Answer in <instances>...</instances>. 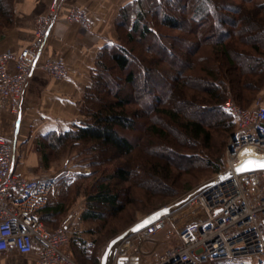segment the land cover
<instances>
[{
	"label": "trees",
	"instance_id": "16d2710c",
	"mask_svg": "<svg viewBox=\"0 0 264 264\" xmlns=\"http://www.w3.org/2000/svg\"><path fill=\"white\" fill-rule=\"evenodd\" d=\"M10 17L7 0H0V28L9 24ZM116 28L118 41L104 46L97 55L91 86L80 107L82 122L72 130L54 132L44 139L41 147L44 164L54 162L55 156L68 146L90 145L84 152L91 157V168L102 164L98 150L113 151L122 158L131 156L137 147L122 132L134 130V118L139 117L140 111L131 108L138 104V77L144 79L145 86L167 81L165 88H156L159 93H154L147 105L150 115L163 124L149 126V134L161 142L153 143L148 155L150 161L134 163L128 168L119 166L105 180L83 186L79 182L90 180L97 171L74 176L66 201L60 202L53 211L49 205L42 211L46 226L55 229L75 205L71 201L77 195L85 199L78 221L88 223V232L95 238L71 237V256L79 264H101V250L137 223L132 221L131 225L130 220L123 225L119 223L126 210L123 199L130 197L135 188L146 194L160 191L180 197L199 186L197 183L202 178L223 171L227 139L237 130L224 109L226 100L232 97L239 105L245 103L247 106L241 107L247 108L264 90V3L134 0L121 9ZM165 30L179 33L168 35ZM150 38L154 49L160 50L167 61H156L150 45L142 47L138 54L133 46L129 47ZM112 71L125 84L124 90L110 79ZM194 106L213 117L190 116L189 108ZM216 131L226 136L220 145L215 139ZM185 175L189 177L184 182L189 184L193 180L194 184L187 186L183 193L180 184H184ZM129 183H132L130 187L122 186ZM143 203L139 197L138 204L143 206ZM160 209H151L147 216ZM54 216L62 217L58 222Z\"/></svg>",
	"mask_w": 264,
	"mask_h": 264
},
{
	"label": "built area",
	"instance_id": "2783aa9c",
	"mask_svg": "<svg viewBox=\"0 0 264 264\" xmlns=\"http://www.w3.org/2000/svg\"><path fill=\"white\" fill-rule=\"evenodd\" d=\"M60 1L52 0L48 13L36 20L31 47L0 54V98L9 100L14 117L20 115L37 70L58 81L67 75L62 60L41 61ZM65 19L91 28V19L80 8L69 9ZM224 109L237 130L227 146L224 170L215 178L226 171L232 176L128 237L116 248L112 264H227L248 258L264 264V170L235 173L247 148L264 159V104L258 100L242 108L229 99ZM15 164V142L0 135V261L16 252L35 255L39 264H79L66 247L80 211L71 210L55 229L42 220L60 181L74 178L70 162L57 174L33 178L18 174Z\"/></svg>",
	"mask_w": 264,
	"mask_h": 264
},
{
	"label": "crops",
	"instance_id": "0c3cea01",
	"mask_svg": "<svg viewBox=\"0 0 264 264\" xmlns=\"http://www.w3.org/2000/svg\"><path fill=\"white\" fill-rule=\"evenodd\" d=\"M52 0H7L11 21L0 28V54L20 51L34 43L36 20L49 11ZM134 0H61L55 21L41 61L60 59L65 63L67 75L54 80L37 70L30 79L18 117L10 113L9 100L0 98V135L16 144L15 171L29 178L49 175L57 162L44 164L41 155L42 142L50 134L65 133L78 126L83 116L80 112L83 96L91 86V75L101 49L118 41L117 21L121 9ZM71 8L84 10L91 19V28L66 21ZM11 71L13 67L10 66ZM264 104V98L261 100ZM72 181H60L49 210L66 201ZM72 210L82 211L85 199L77 198ZM69 206V205H68ZM71 206V205H70ZM69 206V207H70ZM62 216H54L61 220ZM56 223H53V228ZM89 224L76 220L72 236L94 239L88 232ZM101 253V257H102ZM100 257V260H101ZM0 264H39L35 255L10 253Z\"/></svg>",
	"mask_w": 264,
	"mask_h": 264
},
{
	"label": "rangeland",
	"instance_id": "374dc122",
	"mask_svg": "<svg viewBox=\"0 0 264 264\" xmlns=\"http://www.w3.org/2000/svg\"><path fill=\"white\" fill-rule=\"evenodd\" d=\"M257 3L261 4L264 3V0H255ZM161 30V28H158V30ZM165 33L168 35H176L179 32L178 31H170V30H165ZM164 43H168V41H166V39H163ZM153 41L151 40V38L148 41H138L136 43L130 44L129 47H134L135 49V54L141 53V50H143V48L147 45H150L152 48L151 50L154 51V58L155 60L159 61V60H163V61H167L168 59L165 58L164 55H161L160 50L154 49L155 46H153ZM143 47V48H142ZM209 53V51H208ZM141 55V54H140ZM163 66H165L166 64H162ZM115 71L111 72V76L109 75L110 79H112L113 82L120 84L121 85V89L124 90L125 89V84L123 82H121L120 79H118V73H114ZM164 78V77H162ZM137 84L140 87L136 94L138 100L136 103V105L131 106V108L134 110H139L140 112L138 113L139 117L138 118H134L135 119V129L134 130H125L123 131V135L126 136L136 147L137 149L133 152V154L131 156L122 158L119 157L115 154V152L113 151H108L105 152L103 149L102 150H98V154L97 156H99V161L102 162V164L100 166H95V168H91L89 166V162L91 160V157L87 154V152H84V149L87 146H83V147H79V146H68L65 150H63L61 153H58L54 159L57 164L54 168V170L50 171L49 174L50 175H54L57 174L58 172L61 171V168L64 164L65 161H69L72 168H73V173L72 176L77 177L80 175H86L88 173H90L91 171H97L95 173V175L93 176V178H91L88 181H81L79 182V184L81 183V185H87V184H93L95 181H101L102 179L105 180L104 178L111 174L113 172L114 169H117V167L119 166H124L126 168H128V165H133L138 164V163H146L147 161H150V159L148 158L149 152H151V149L154 147L153 143H157L158 141L161 142V139H159L157 136L153 137L149 134V126H151L152 124H158L160 127H162V123L159 122L155 116L150 115V110H148L149 108H147V105L150 104V97H153V95H155L154 93H159V90H156V88L158 89L160 86L165 88L168 84L167 81H160L158 84H154V86L152 85H148L145 86L147 84L143 85L144 79L142 77H138L137 79ZM146 82V81H145ZM197 87H201V85L196 84ZM199 85V86H198ZM159 86V87H158ZM142 88V90H141ZM160 89V88H159ZM152 95V96H151ZM264 98V90L259 94L258 97H256L255 101L258 100H262ZM234 100L232 97L228 98L227 100ZM226 100V101H227ZM236 102V101H235ZM226 103V102H225ZM237 103V102H236ZM238 104V103H237ZM245 103H242V105H244ZM163 105V104H162ZM240 105V106H242ZM247 106V105H244ZM164 107V106H162ZM244 108V107H242ZM248 108V107H247ZM189 115L190 116H199L203 119H208V118H212L213 114L207 113L206 111H199L197 109L196 106L189 108ZM164 128V126H163ZM224 133H221V131H216L215 132V139H217L218 144L220 145V142L222 143L225 139V135ZM231 137H228L227 139V143L225 145L224 148V165L226 163V157H227V146L229 144ZM163 143H165L166 141L162 140ZM92 145V144H91ZM152 159V158H151ZM54 161V162H55ZM155 161V159H152V162ZM179 161H181L180 163H183V159H180ZM208 175V174H207ZM74 177V178H75ZM185 178H183V182L185 181V179H188L189 176L185 175ZM73 178V179H74ZM215 178V175L211 174L206 176L205 178H202L197 185H202L208 181H211ZM199 180V178L194 181L197 182ZM72 181V180H70ZM74 181V180H73ZM189 184L185 183L184 184L181 182L180 184V189L181 192H183V190L185 188H187V186L194 184L193 180L191 182H188ZM200 183V184H199ZM132 184V183H131ZM131 184H122L123 187L127 186L130 187ZM186 185V186H185ZM196 186L194 188H192V190H190L189 192L193 191L194 189H196ZM133 193L131 194V196L129 197L128 195L124 197L123 201L126 203V210L123 212L122 217H121V222H119L121 225L125 224L126 222H128L130 220V224L132 225L135 222H139L143 219H145L147 216V213H149V211L155 210V209H160L163 210L164 208H166L167 206H169L170 204L174 203L175 201L181 199L182 197H184L185 195H187L189 192L181 195L180 197H176V196H167L168 194L166 192H160V191H155L154 193L157 194L155 195L153 194H149V192L146 194L145 191L139 189V188H135L133 191ZM184 193V192H183ZM75 195V192H74ZM72 195H70L71 197ZM78 196V195H77ZM75 197V200L78 197ZM82 196H79V198H81ZM141 198L144 200V205L142 206L141 204H138V198ZM127 199L129 201H127ZM133 201L132 204H130V202ZM137 201V202H136ZM159 210V211H160ZM133 221V223H131ZM123 222V223H122ZM127 231V230H126ZM109 244V243H108ZM108 244L101 250V253H103L106 249V247L108 246ZM66 250L71 254V251L69 249V245L68 247H66ZM257 259L255 258H248L245 260H239L236 261L234 263H227V264H256Z\"/></svg>",
	"mask_w": 264,
	"mask_h": 264
},
{
	"label": "water",
	"instance_id": "95a60500",
	"mask_svg": "<svg viewBox=\"0 0 264 264\" xmlns=\"http://www.w3.org/2000/svg\"><path fill=\"white\" fill-rule=\"evenodd\" d=\"M248 161L264 162V159L249 157V158L245 159L238 167L235 168V173L236 174H243V173L256 171V170H264V169H261V168L255 166V165H252V166L245 168V165ZM231 176H232V172H230V171H226V172L222 173L219 177L200 185L199 187H197L193 191L189 192L187 195H185L181 199L170 204L169 206H167L163 210L157 211V212L149 215L148 217H146L145 219H143L139 223L135 224L133 227H131L130 229H128L124 233H122L121 235H119L116 238H114L113 240H111L109 242L108 246L106 247L105 251L102 254L101 264H112L116 248L118 247L119 244H121L128 237L139 232L140 230H142L143 228H145L146 226H148L149 224H151L152 222H154L155 220H157L161 216L166 215V214L171 213V212H174L177 209L181 208L182 206H184L185 204H187L188 202L193 200L196 196L201 194L204 190H206L210 186L216 184L220 180L227 179ZM157 214H159V215H157ZM145 221H150V222L145 224L144 223ZM141 225H143V226L141 227ZM134 229H136V230H134Z\"/></svg>",
	"mask_w": 264,
	"mask_h": 264
},
{
	"label": "snow or ice",
	"instance_id": "6c2138e0",
	"mask_svg": "<svg viewBox=\"0 0 264 264\" xmlns=\"http://www.w3.org/2000/svg\"><path fill=\"white\" fill-rule=\"evenodd\" d=\"M252 165H255V166H257V167H259V168H261V169H264V162H256V161H248L247 163H246V165H245V168H247V167H249V166H252ZM157 215H159V214H157ZM150 221H145L144 223L145 224H147V223H149ZM143 225H141V227H142ZM134 230H136V229H134Z\"/></svg>",
	"mask_w": 264,
	"mask_h": 264
},
{
	"label": "bare ground",
	"instance_id": "6f19581e",
	"mask_svg": "<svg viewBox=\"0 0 264 264\" xmlns=\"http://www.w3.org/2000/svg\"><path fill=\"white\" fill-rule=\"evenodd\" d=\"M240 156H241V160H244V159H246V158H248V157H254V155H253L251 149H249V148L243 150ZM141 221H142V220H141ZM139 222H140V221H139ZM139 222H138V223H139ZM136 224H137V223H136Z\"/></svg>",
	"mask_w": 264,
	"mask_h": 264
}]
</instances>
